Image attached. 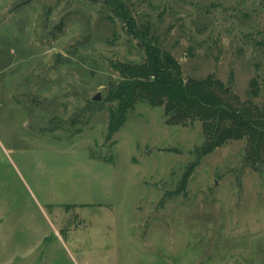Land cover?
I'll return each mask as SVG.
<instances>
[{"label": "rangeland", "instance_id": "1", "mask_svg": "<svg viewBox=\"0 0 264 264\" xmlns=\"http://www.w3.org/2000/svg\"><path fill=\"white\" fill-rule=\"evenodd\" d=\"M185 79L264 102V0H128ZM97 0H0V264H264V166L138 102L107 139L116 62L144 52ZM100 93V102L88 100ZM114 121H117L115 117Z\"/></svg>", "mask_w": 264, "mask_h": 264}, {"label": "trees", "instance_id": "2", "mask_svg": "<svg viewBox=\"0 0 264 264\" xmlns=\"http://www.w3.org/2000/svg\"><path fill=\"white\" fill-rule=\"evenodd\" d=\"M97 1L109 12L108 17L119 21L126 35L137 41L145 55L142 62H116L112 66L121 80L110 84L105 97L116 103V109L110 112L107 139L118 131L125 112L138 102L162 106L165 122L170 125L200 120L204 141L194 151L195 161L182 174L180 188L167 191L166 198L180 195V189L185 187L188 174L199 159L228 140H244L245 163L254 170H261L264 166V102L252 101L259 96L256 81L251 83L249 99L241 101L230 85L213 74L202 79H185L172 54L160 47L151 21L137 15L128 0Z\"/></svg>", "mask_w": 264, "mask_h": 264}, {"label": "water", "instance_id": "3", "mask_svg": "<svg viewBox=\"0 0 264 264\" xmlns=\"http://www.w3.org/2000/svg\"><path fill=\"white\" fill-rule=\"evenodd\" d=\"M88 100L91 102H100L101 101V95H100V93H96V94L92 95L91 97H89Z\"/></svg>", "mask_w": 264, "mask_h": 264}]
</instances>
